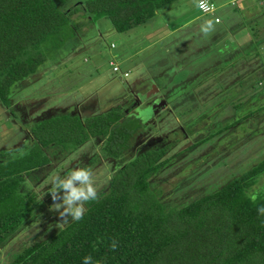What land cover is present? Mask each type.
<instances>
[{
	"label": "rangeland",
	"instance_id": "rangeland-1",
	"mask_svg": "<svg viewBox=\"0 0 264 264\" xmlns=\"http://www.w3.org/2000/svg\"><path fill=\"white\" fill-rule=\"evenodd\" d=\"M75 1L80 2L70 3L69 10L78 3L83 7V0ZM200 1L178 0L126 32L117 31L109 19L89 24L84 9L75 13V23L86 25L49 55L35 75L15 84L12 108L0 104V152L9 151L14 158L33 144L25 122L128 105L131 113L147 117L136 146L172 136L171 141L179 140L169 156L183 154L152 177L169 206L214 193L256 165L264 158V0H211L217 7L214 14L203 12ZM209 19L212 25L205 32L202 25ZM146 92L147 103L132 105L131 99ZM162 101L168 106L161 113L149 116L142 110L156 104L160 108ZM255 109L259 112L253 120L218 132ZM200 139L204 142L190 149ZM98 145L92 138L65 156L58 147L49 150L50 163L29 176L33 189L24 186L36 192V218L0 247V264L10 263L25 246L49 237L71 219L63 220L54 209L53 175L87 165L97 193L108 186L115 162L98 160ZM252 190L264 191V175Z\"/></svg>",
	"mask_w": 264,
	"mask_h": 264
},
{
	"label": "trees",
	"instance_id": "trees-1",
	"mask_svg": "<svg viewBox=\"0 0 264 264\" xmlns=\"http://www.w3.org/2000/svg\"><path fill=\"white\" fill-rule=\"evenodd\" d=\"M177 1L83 0L82 8L78 3L69 10L70 3L80 1L0 0V104L12 108L15 84L35 75L49 55L86 25L75 23V13L84 9L89 24L109 19L117 31L126 32ZM127 106L100 114L62 112L25 122L33 144L14 158L9 151L0 152V247L36 218V192L24 190L23 181L50 163L51 148L58 147L65 156L94 138L99 142L97 159L115 162L108 186L97 193V200L84 203L80 220H66L8 264H83L86 254L103 264H264V215L257 212L264 191L256 193L255 201L249 198L264 175V158L216 192L169 206L152 177L183 154L169 156L179 140L171 141L172 136L136 146L147 117L131 113ZM257 112L249 111L218 132L253 120ZM113 240L116 248L110 247Z\"/></svg>",
	"mask_w": 264,
	"mask_h": 264
},
{
	"label": "clouds",
	"instance_id": "clouds-1",
	"mask_svg": "<svg viewBox=\"0 0 264 264\" xmlns=\"http://www.w3.org/2000/svg\"><path fill=\"white\" fill-rule=\"evenodd\" d=\"M211 25L212 20L209 19L202 25V30L207 32ZM23 184L26 189H33L34 187V182L30 177L25 178ZM51 184V194L55 201L53 203L54 209L58 211L60 217H63V220L68 217H71L72 220H80L85 212L84 203L98 199L92 169L87 165L71 167L62 175H53ZM249 198L255 201L257 194L252 192L249 194ZM257 212L264 215V204L257 207ZM110 247L116 248L117 242L113 240ZM82 260L83 264H103V261L99 259L94 260L91 254L84 255Z\"/></svg>",
	"mask_w": 264,
	"mask_h": 264
},
{
	"label": "flooded vegetation",
	"instance_id": "flooded-vegetation-1",
	"mask_svg": "<svg viewBox=\"0 0 264 264\" xmlns=\"http://www.w3.org/2000/svg\"><path fill=\"white\" fill-rule=\"evenodd\" d=\"M152 89H153V87H152ZM151 92H152V90L150 89V93ZM140 93H143V92H140ZM147 96H150L149 93L147 94V92H146V94L144 93V94L137 95V96H135V98L131 99L130 102H132V105H134V106L137 105V106H140L141 107V104L144 105V103H147V100H145L147 98ZM157 102L160 103V100L155 101L154 103H157ZM156 105L157 106L152 105L150 108H148L147 106L146 107L143 106V109L142 110H145L146 111L145 113H147L149 116H151L152 112L154 113V111H155V113L157 112L156 114H158L159 112L161 113L163 111V109L166 106V103H165V101H162V104H161L160 108H159V104H156ZM128 111H130V110H128ZM138 147H140V146H138Z\"/></svg>",
	"mask_w": 264,
	"mask_h": 264
},
{
	"label": "built area",
	"instance_id": "built-area-1",
	"mask_svg": "<svg viewBox=\"0 0 264 264\" xmlns=\"http://www.w3.org/2000/svg\"><path fill=\"white\" fill-rule=\"evenodd\" d=\"M199 8L205 12V13H212L214 14L216 12L217 7L211 0H201L199 3ZM220 19L217 17L216 22H219ZM119 69L117 66H114V71H118ZM127 76V74H125Z\"/></svg>",
	"mask_w": 264,
	"mask_h": 264
},
{
	"label": "crops",
	"instance_id": "crops-1",
	"mask_svg": "<svg viewBox=\"0 0 264 264\" xmlns=\"http://www.w3.org/2000/svg\"><path fill=\"white\" fill-rule=\"evenodd\" d=\"M157 90V89H156ZM166 103V102H165ZM167 104V103H166ZM168 105L165 106V108L167 107Z\"/></svg>",
	"mask_w": 264,
	"mask_h": 264
}]
</instances>
